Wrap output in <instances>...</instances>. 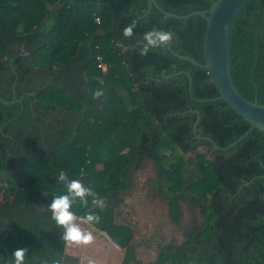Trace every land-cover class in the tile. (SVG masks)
Returning <instances> with one entry per match:
<instances>
[{"label": "trees", "instance_id": "1", "mask_svg": "<svg viewBox=\"0 0 264 264\" xmlns=\"http://www.w3.org/2000/svg\"><path fill=\"white\" fill-rule=\"evenodd\" d=\"M156 1L182 16L208 11L217 0ZM149 2L0 0V96L20 100L0 103V241L11 259L23 247L25 264H80L66 253L48 208L77 179L103 199L102 206L78 203L77 214L100 216L92 227L124 251L122 264H144L134 230L115 217L131 172L150 159L153 187L167 199L171 220L181 225L179 203L186 200L203 221L182 243L160 245L149 264H264V132L253 130L228 151L196 138L198 118L203 136L223 148L251 126L213 101L219 92L207 71L167 44L141 55L144 34L163 30L173 33L174 52L204 64L205 19L166 17ZM133 24L132 36H124ZM229 55L239 93L264 105V0H248L235 15ZM96 90L103 95L94 97ZM0 255L7 258L2 247Z\"/></svg>", "mask_w": 264, "mask_h": 264}, {"label": "rangeland", "instance_id": "2", "mask_svg": "<svg viewBox=\"0 0 264 264\" xmlns=\"http://www.w3.org/2000/svg\"><path fill=\"white\" fill-rule=\"evenodd\" d=\"M190 157L194 156L187 155V158ZM155 178V166L150 159H146L141 168L133 170L130 175V186L123 197L124 203L116 211L115 217L117 223L129 225L134 230L132 244L145 262L156 259L160 245L182 243L185 239L184 233L192 228L195 222L203 221L197 208L192 209L188 201L181 200L179 205L182 222L181 225H176L169 216L167 199L153 187ZM91 230L94 240L88 245L68 246L67 254H78L81 264H105L104 261L107 264H119L123 259L121 251L115 250L105 234L94 228ZM104 248L112 249L108 259Z\"/></svg>", "mask_w": 264, "mask_h": 264}, {"label": "water", "instance_id": "3", "mask_svg": "<svg viewBox=\"0 0 264 264\" xmlns=\"http://www.w3.org/2000/svg\"><path fill=\"white\" fill-rule=\"evenodd\" d=\"M247 1L248 0H217L216 2L213 3L211 9L208 11H194L190 14L182 15V16L166 12L157 4L156 0H150L149 2L150 8H152L153 5L156 6L166 17H172L180 20H188L192 17L200 16L204 18L207 23L206 35L204 38V46H203L204 64L197 62L195 59L191 57L182 56L174 52L171 48V40L167 43V47L176 57L189 61L192 64L206 70L211 78L212 83L215 85V87L219 92V97L212 100L224 101L228 105V107H230L233 111H235L251 126V128L239 139H237L235 142L230 144L228 147L223 148L219 146L216 142H214L211 138L203 136L202 131L198 129V124L200 122V118H198L197 122L194 124V130H193L194 133L196 134V138L198 140L210 142L215 150H220V151H228L232 149L242 140H244L247 136H249L251 132L255 129L264 132V105H260L258 102H250L239 93V91L237 90L234 84L231 73V67H230V55H229L230 26L239 9ZM180 73L183 74L185 72H180ZM176 75L177 74H173L171 76H176ZM187 75L190 77L189 90L192 95V91H193L192 79L189 73H187ZM207 101L209 100H200V102H207ZM19 102L20 100H18L16 97H14L12 101H8L0 96V103L6 106H12L18 104ZM196 113L200 115L199 111H196ZM245 185H249V183H246ZM105 235L110 241H112V239L108 234L105 233ZM113 244L119 247L114 242ZM0 247L4 248L6 252L7 255L6 260L11 261V254L8 251V249L3 245L2 241H0ZM138 258L142 260L139 256ZM62 264H64V261ZM187 264H200V263L197 261H191L188 262Z\"/></svg>", "mask_w": 264, "mask_h": 264}, {"label": "clouds", "instance_id": "4", "mask_svg": "<svg viewBox=\"0 0 264 264\" xmlns=\"http://www.w3.org/2000/svg\"><path fill=\"white\" fill-rule=\"evenodd\" d=\"M133 25H129L123 30V35L130 37L133 34ZM173 33L163 30H150L144 34L145 46L141 49V55L148 53L150 48H163L172 39ZM94 97L103 95V90H96ZM60 180H65L63 172L59 175ZM66 191L57 194L52 199L48 208L51 212V219L56 228L61 230V239L68 245H88L94 240V234L91 227L100 221V216L95 212H86L84 215H78L76 205H87L91 203L95 206H102L103 199L97 195L91 187H87L77 179L68 180ZM26 248H18L13 253L11 261L6 260L0 255V264H25ZM54 264H61L56 260Z\"/></svg>", "mask_w": 264, "mask_h": 264}, {"label": "crops", "instance_id": "5", "mask_svg": "<svg viewBox=\"0 0 264 264\" xmlns=\"http://www.w3.org/2000/svg\"><path fill=\"white\" fill-rule=\"evenodd\" d=\"M129 226V225H128ZM91 228H93L92 226H90ZM101 233V232H100ZM102 234H104V233H102ZM134 239V238H133ZM133 241V240H132ZM111 243H112V245L116 248L115 250H117V249H119L120 251H121V253H122V255H123V258H124V251L122 250V249H120L119 247H117L116 245H114L113 244V242L112 241H110ZM67 247H68V245H67ZM109 248H111V247H109ZM109 248L107 249V248H104V249H106V253H105V256H106V259H108V257L110 258V255L112 254L111 253V250L112 249H110L109 250ZM67 252V251H66ZM71 255V254H70ZM73 256H76V257H79L80 258V256L78 255V254H76V255H74L73 254ZM138 256H139V254H138ZM158 256V255H157ZM156 259H154V260H152V261H150V262H154ZM81 261V260H80ZM122 261H123V259H122ZM122 261L119 263V264H122ZM141 261H143V263L144 264H149L150 262H145L143 259L141 260ZM95 263H97V260L95 261ZM104 263L105 264H107L105 261H104ZM100 264H102V263H100Z\"/></svg>", "mask_w": 264, "mask_h": 264}, {"label": "built area", "instance_id": "6", "mask_svg": "<svg viewBox=\"0 0 264 264\" xmlns=\"http://www.w3.org/2000/svg\"><path fill=\"white\" fill-rule=\"evenodd\" d=\"M97 23H100L99 19H97ZM97 63H98V68L102 71V73L106 74L108 71V65L103 61L101 55L97 56Z\"/></svg>", "mask_w": 264, "mask_h": 264}, {"label": "flooded vegetation", "instance_id": "7", "mask_svg": "<svg viewBox=\"0 0 264 264\" xmlns=\"http://www.w3.org/2000/svg\"><path fill=\"white\" fill-rule=\"evenodd\" d=\"M164 247H167V245H164ZM158 251V250H157ZM137 252V251H136ZM157 255H159V253L157 254ZM137 257H138V254H137ZM158 257V256H157ZM157 257H156V259H157ZM139 259V258H138Z\"/></svg>", "mask_w": 264, "mask_h": 264}]
</instances>
